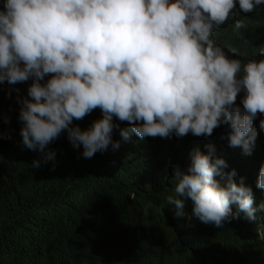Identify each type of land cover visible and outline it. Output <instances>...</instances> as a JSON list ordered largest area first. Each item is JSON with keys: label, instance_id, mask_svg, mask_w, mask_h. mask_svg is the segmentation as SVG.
Wrapping results in <instances>:
<instances>
[{"label": "clouds", "instance_id": "clouds-1", "mask_svg": "<svg viewBox=\"0 0 264 264\" xmlns=\"http://www.w3.org/2000/svg\"><path fill=\"white\" fill-rule=\"evenodd\" d=\"M262 4L238 0L243 13ZM236 7L237 0H5L0 83L33 79L32 99L19 115L24 144L43 151L67 130L73 146L82 145L83 156L92 158L110 144L119 147L113 142L116 117L131 125L121 130L125 140L132 133L141 139L171 138L173 132L208 137L228 124L230 146L251 155L258 136L253 122L264 114V59L242 66L212 38ZM242 27L237 20L235 30ZM242 90L243 108L236 105ZM97 108L103 116L91 127L72 126ZM207 147L208 154L193 151L186 173L177 172L168 203L182 216L183 198L191 199L201 222L218 228L233 218V204L254 220L251 187L243 177L235 181V170L224 173L226 161H213L215 149ZM217 175L227 176L225 187ZM257 187L264 189V167Z\"/></svg>", "mask_w": 264, "mask_h": 264}, {"label": "trees", "instance_id": "trees-1", "mask_svg": "<svg viewBox=\"0 0 264 264\" xmlns=\"http://www.w3.org/2000/svg\"><path fill=\"white\" fill-rule=\"evenodd\" d=\"M4 4L0 0V11ZM237 20L244 25L239 32ZM212 38L242 66L264 59V4L243 13L237 0ZM32 83V78L0 83V264H264V189L257 187L264 167V130L259 128L264 114L253 122L258 136L251 155L230 146L228 124L208 137L173 132L171 138L141 139L132 133L125 140L121 130L131 125L114 117L119 127L113 142L119 147L110 144L85 158L83 146L74 147L67 130L43 151L24 144L19 115L24 101L32 99ZM244 96L242 90L236 100L241 108ZM102 116L97 108L72 126L86 130ZM208 145L215 149L213 161H226L224 173L235 170V181L243 177L251 187L254 220L233 204V218L218 228L201 222L191 199L183 198L182 216L168 203L177 172H187L194 150L208 154ZM215 179L227 185L226 175Z\"/></svg>", "mask_w": 264, "mask_h": 264}]
</instances>
